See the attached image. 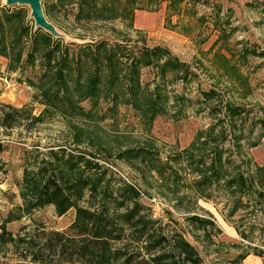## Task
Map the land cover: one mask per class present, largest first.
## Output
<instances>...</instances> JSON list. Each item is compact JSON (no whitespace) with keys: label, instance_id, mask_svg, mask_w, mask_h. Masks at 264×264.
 <instances>
[{"label":"rangeland","instance_id":"rangeland-1","mask_svg":"<svg viewBox=\"0 0 264 264\" xmlns=\"http://www.w3.org/2000/svg\"><path fill=\"white\" fill-rule=\"evenodd\" d=\"M68 2L43 1L47 18L65 43L103 38L125 42L130 58L141 46L161 45L185 64L170 67L165 74L158 66L160 59L140 64L142 88L158 87L165 105L151 119L125 101L133 98L131 92L125 96L120 90L116 102L105 89L97 98L79 101L84 113L66 116L35 97L38 89L30 82L38 81L44 69L41 51L35 62L17 67L0 54V100L32 104L35 114L44 115L30 129L14 127L3 135L0 159L7 171L0 172V234L7 232V239L0 237V264L29 260L31 242L44 240L49 230L67 229L74 220L76 206L59 214L54 204L7 219L25 201L26 176L45 152L59 146L83 151L102 163L105 181L114 174L138 184L141 199L159 226L169 233L182 232L204 264H264V196L252 187L264 188V0H154L151 8L127 10L113 19L80 21L75 19L77 5ZM3 5H8L6 0H0ZM8 6L20 18L26 14L24 23L30 25L26 54L38 27L31 7ZM126 56L121 57L123 62ZM129 73L126 70V79L123 73L121 79L131 82ZM103 81L107 83V76ZM81 95L75 91L74 98ZM133 147L150 149L154 165L120 157L122 150ZM221 155L222 165L217 163ZM203 173L211 177L203 180ZM234 174L245 178H238L246 182L243 190L229 185L227 178ZM198 181L203 183L198 186ZM87 200L88 193L80 202L88 204ZM193 214L215 224L205 230L192 222ZM134 245L126 238L113 241V247L120 249Z\"/></svg>","mask_w":264,"mask_h":264},{"label":"trees","instance_id":"trees-1","mask_svg":"<svg viewBox=\"0 0 264 264\" xmlns=\"http://www.w3.org/2000/svg\"><path fill=\"white\" fill-rule=\"evenodd\" d=\"M153 1L69 0L68 3L77 5L75 19L80 21L113 19L123 16L127 10L132 9L133 12L139 8H151ZM16 12L11 6H0V54L8 56L10 65L17 67L22 63L35 62L37 52H42L44 69L38 81L30 82L38 89L35 97L39 102L58 107L66 116H76L84 113L79 103L84 97L97 98L95 96L105 89L106 94L112 95L117 102L119 91L124 90L125 96L128 92L133 94V98H126L125 101L146 113L150 119L165 110L159 88L153 91L142 88L138 75L141 63H151L156 59H160L157 63L162 74L170 67L185 64L166 47L156 45L150 49L141 46L138 54H132L130 58V54L124 51L125 42L111 43L103 38L94 42L65 43L63 36H55L38 26L32 33L31 48L24 54L30 25L24 23L26 14L23 13L20 18V13ZM124 55L129 56H126V62L121 58ZM127 63H130L129 68ZM91 65H95L94 68H90ZM128 69L131 82L125 80L124 73ZM122 73L125 79H121ZM104 75L107 76L105 84ZM112 75L114 77L110 78ZM75 91L82 93L81 98H74ZM43 120L44 115L35 114L32 104L17 106L0 100V152L5 148L3 135L9 134L11 128L24 126L30 129ZM131 151H135L133 156L128 154ZM150 152L147 147H133L122 150L120 157L138 158L152 166ZM217 163L222 165V155ZM104 168L102 163L75 148L68 150L59 146L45 152L37 168L26 176L24 203L12 209L7 219L31 214L45 204H54L59 214L76 206L75 218L67 229L49 230L45 232L44 240L31 242L34 250L29 260L10 264H204L197 247L182 232L169 233L159 226L160 221L151 216L141 199L143 191L138 184L114 174H110L105 181L107 176L102 174ZM258 170L263 171V166ZM6 171L0 159V172ZM203 176V180L211 177L204 173ZM239 177L245 179L240 174H234L227 181L229 185L243 190L246 182ZM202 183L198 181V186ZM252 187L264 196V188H256L254 184ZM87 193L88 204H81L80 200ZM190 219L205 230L208 224H215L214 220L198 214L191 215ZM6 233L4 230L1 232V239H7ZM125 238L135 244L133 248L113 247V241Z\"/></svg>","mask_w":264,"mask_h":264},{"label":"water","instance_id":"water-1","mask_svg":"<svg viewBox=\"0 0 264 264\" xmlns=\"http://www.w3.org/2000/svg\"><path fill=\"white\" fill-rule=\"evenodd\" d=\"M43 1L45 0H6L8 5L12 4H29L31 7V15L34 17L37 26H41L51 32L55 36H62L55 24L50 21L44 11Z\"/></svg>","mask_w":264,"mask_h":264},{"label":"built area","instance_id":"built-area-1","mask_svg":"<svg viewBox=\"0 0 264 264\" xmlns=\"http://www.w3.org/2000/svg\"><path fill=\"white\" fill-rule=\"evenodd\" d=\"M156 200V198H154Z\"/></svg>","mask_w":264,"mask_h":264}]
</instances>
